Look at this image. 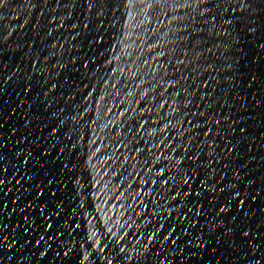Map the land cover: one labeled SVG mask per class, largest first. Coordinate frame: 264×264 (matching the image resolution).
<instances>
[{
	"label": "water",
	"instance_id": "water-1",
	"mask_svg": "<svg viewBox=\"0 0 264 264\" xmlns=\"http://www.w3.org/2000/svg\"><path fill=\"white\" fill-rule=\"evenodd\" d=\"M93 3L0 8V225L18 249L0 264H246L264 248V0L250 16L228 0ZM249 189L260 198L239 204Z\"/></svg>",
	"mask_w": 264,
	"mask_h": 264
},
{
	"label": "snow or ice",
	"instance_id": "snow-or-ice-1",
	"mask_svg": "<svg viewBox=\"0 0 264 264\" xmlns=\"http://www.w3.org/2000/svg\"><path fill=\"white\" fill-rule=\"evenodd\" d=\"M89 3L92 4L93 7H95V4L93 3V0H89ZM7 4V0H0V8H3L5 7ZM228 4H229V7L232 8L233 10H235V8H240L241 9V15L242 16H250L251 13H253L256 8H257V3H256V0H236V3L235 5H233L232 3V0H228ZM36 7H38V5H35ZM0 19H2V17H0ZM253 23H255L253 21ZM250 31L252 33H256L257 29L255 27H252L250 29ZM3 39H7V37H3ZM261 49H264V43H261L260 45ZM182 63V62H181ZM6 75V73H3ZM9 81L13 80V77H9L8 78ZM45 95H47V93L45 92L44 93ZM0 121H2V117H0ZM5 125L0 122V129L4 128ZM240 131H243V129H240ZM205 135H207V132L204 133ZM6 147V146H5ZM215 151V150H213ZM216 155H220V159L223 160L224 157L222 154H220L219 152H216ZM209 157L211 159L212 157V153L210 152L209 153ZM3 157L0 156V160H2ZM214 163L216 164H219V161H213ZM25 163H27V161H25ZM205 165L204 164H200V163H197L196 165V168L193 169L194 171L197 170V169H200V168H204ZM223 167L225 169H228L229 168V164L225 163L223 165ZM6 171V169H5ZM213 173L216 172V168H213L211 170ZM225 175H227V173H225ZM237 179H239V177H237ZM17 184L20 183L19 180L16 181ZM185 184L188 183L187 180L184 181ZM214 183V181H213ZM6 184V178L4 179H0V193L3 192V186ZM190 186V185H189ZM234 187V186H233ZM221 191H223V189H220ZM9 191H11V189H9ZM201 193L200 192H197L196 195L199 196ZM240 193L239 191H237L236 193V197H233V199H237L239 197ZM260 198V193L259 192H255L254 189H249V190H246L244 192V198L243 199H239L238 200V203L241 204V205H245L247 203L248 200H251V199H259ZM228 205L231 206L232 205V201L230 200L228 202ZM0 207H3L4 209H7L8 205L6 204H2L0 205ZM218 207V205L216 206ZM189 212H192L193 210L192 209H189L188 210ZM227 211V206L226 208H220L219 209V212L220 213H224ZM46 213L44 212V210L42 209L41 210V216L45 215ZM201 215V212H195V216L196 217H199ZM26 217H27V214H26ZM192 217H188V219H191ZM233 219H237V217H233ZM10 225H8L7 223L3 224V225H0V260H3V259H6L8 261H13L14 260V254L17 253L18 249L17 247H15V245L17 244V238H16V231L17 229L15 228H12L11 229V232H6V231H3V229H7L9 228ZM29 227H32L31 225ZM46 228H51L52 225L51 224H47L45 225ZM213 228H209V231H212ZM233 231V227H229L227 228L224 232H223V242H227L228 240L231 239V237L228 236V233L229 232H232ZM195 233L194 232H189L188 235L191 237L193 236ZM243 236L246 237L247 239H251V233L250 232H247V231H243ZM167 239V237H165ZM178 239V238H177ZM199 239V238H198ZM219 239V237H218ZM247 239L242 241V243L246 244L247 243ZM46 240V237L41 235L39 237V239H37L35 241L36 243V246H37V250L36 251H33L31 253V256L34 258L36 257L38 254L43 256L44 254L43 253H39L38 252V249H39V246L41 245L42 242H45ZM171 243L173 245H175V247L172 249L173 252H176L178 249H179V244H177V240H172ZM192 241L191 239L189 240V244H191ZM200 244L201 245H204L206 244V242L204 240H200ZM25 246L23 243H20L19 244V248L20 249H23ZM29 248L32 247L31 243H29L28 245ZM198 247V245H197ZM5 249H9V251L5 252ZM72 251L71 248L68 249V251L64 252V257H67L69 255V253ZM123 251V249H122ZM215 251V249H214ZM257 251H259V255H248V253L250 252H253V248H247L245 249V256H246V264H264V248H259L257 249ZM151 252L150 251H146L145 253H143L142 255L147 258L149 256H151ZM162 251L161 252H157L156 253V259H155V264H159V258L160 256L162 255ZM196 253H192V255H195ZM59 255V253L57 254ZM89 259L88 255H84L81 260H80V264H84L85 261H87ZM182 259V257H181Z\"/></svg>",
	"mask_w": 264,
	"mask_h": 264
}]
</instances>
